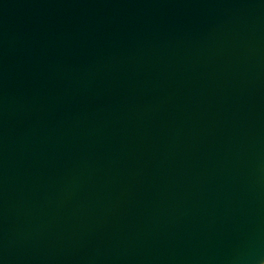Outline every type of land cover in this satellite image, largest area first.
I'll list each match as a JSON object with an SVG mask.
<instances>
[{
	"label": "water",
	"instance_id": "water-1",
	"mask_svg": "<svg viewBox=\"0 0 264 264\" xmlns=\"http://www.w3.org/2000/svg\"><path fill=\"white\" fill-rule=\"evenodd\" d=\"M0 264H264V0H0Z\"/></svg>",
	"mask_w": 264,
	"mask_h": 264
}]
</instances>
